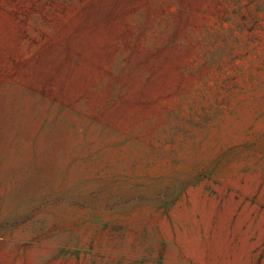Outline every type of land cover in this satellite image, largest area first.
Listing matches in <instances>:
<instances>
[{"label": "rangeland", "instance_id": "374dc122", "mask_svg": "<svg viewBox=\"0 0 264 264\" xmlns=\"http://www.w3.org/2000/svg\"><path fill=\"white\" fill-rule=\"evenodd\" d=\"M0 264H264V0H0Z\"/></svg>", "mask_w": 264, "mask_h": 264}]
</instances>
